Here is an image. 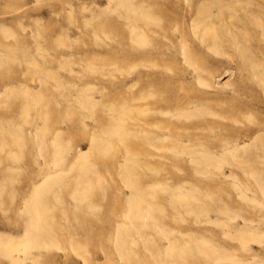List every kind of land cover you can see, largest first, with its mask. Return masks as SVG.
I'll list each match as a JSON object with an SVG mask.
<instances>
[{"label": "rangeland", "instance_id": "rangeland-1", "mask_svg": "<svg viewBox=\"0 0 264 264\" xmlns=\"http://www.w3.org/2000/svg\"><path fill=\"white\" fill-rule=\"evenodd\" d=\"M127 1H132L139 6L142 4L146 10L153 11L155 13L153 22H156L151 23L152 27L165 28L176 47H172L170 38H163V42L167 43L156 47L152 46V44L134 47L131 46V42L128 39L121 43L117 32L112 31L113 28L105 25L109 18L117 19V21L124 24L131 19L124 9H114L116 0H0L1 40L15 42L14 40L16 39L25 38L27 42L25 44L26 50L30 52L28 55L18 52L17 55L13 54L12 56L11 53L14 52L12 51L11 53L6 52V56L5 51L0 50V70L4 71L3 74H0V93L2 91L0 97L11 101L19 98L16 93L25 88L26 85V88L34 87L36 91L46 87L40 98H36L37 94L35 99L30 98L28 100L29 102H34L33 104L37 100L36 104H32L33 107L28 112V117H32L35 120L34 123L24 122L17 116L20 107L18 105L12 106L7 102L6 104H1L3 107H0V117L15 116L16 120L22 121L23 123L19 124L18 127L27 133L28 139L32 138L31 135H28V129L34 131L37 128L35 131H47L45 139H48L47 141L51 143L56 138V135L52 134V132L58 129L57 131L61 132V142L59 143L65 153L64 160L67 162L66 170L68 169L65 180L68 183L64 187L65 190H39L44 195L46 192L49 194L44 199V202L45 200L47 202L44 203V206L40 204L39 208V212L45 216L40 220V223L45 226L47 234L44 239H40L41 246L37 247L34 245L35 232L29 233L25 231L27 225L32 223V220L28 218L31 210L23 209L20 206L31 201L30 196L34 190H31L29 181L36 172L40 173L39 167L45 168L47 167L46 164L49 165L51 151L53 148L55 149L53 146H56L55 142L52 146L48 145L46 147L49 152L43 157H28V160L24 161L17 159V156L13 158L6 156V160L5 156L0 155V264H20L17 262L19 258L22 259L23 263L21 264H163L169 259L173 261L172 264H237L234 261L209 260L197 250L198 247L202 246L203 248H216L215 250L224 254H233L236 261L249 262V264H264V242L261 241L262 243H260V241L252 240L247 245L248 249H244V246H242L244 243L238 236L241 232L252 231L255 234L257 233L256 235L264 237V190L261 191L260 188L255 187L253 178L242 171L240 166L232 161H225L221 166L222 171L218 174L220 175L219 177L227 183L230 180L241 182L243 185L242 193L239 194V191L234 190L230 185L226 190L221 191L219 190L221 187L218 186L222 185L211 183H207L204 186V190H191L190 192L187 189L195 182L200 181V179L207 181V174H195L192 165L189 163L191 156L189 157L188 154H184L179 159L173 156L177 150V144L180 146L181 143L182 147H187L188 150L191 149V152L209 150L219 158L222 157V151L225 152L227 148H232L233 145H239L238 148L240 147L239 150L242 154L241 158L245 162L244 165L259 170L257 173L264 177V170H262L264 169V145H262L264 144V90L262 89L264 88V33L260 36L261 32H264L262 30L264 28V0ZM119 10H122L124 15H121ZM7 18L9 19L8 21ZM195 18H199L201 22L203 21L198 28L195 24L200 20L196 21ZM258 19L259 22H257ZM138 25L140 28L145 29V34L148 36H155L153 28L148 29L145 22H138ZM188 26L190 27L188 28ZM25 27L27 28L25 29ZM10 28H13L12 30L14 31ZM212 31L216 33L215 39L210 35ZM27 32L30 34L27 35ZM6 34L7 36H5ZM181 45L185 47L187 57L181 55ZM147 46L148 49H146ZM215 50L218 52H215ZM51 53L56 58L43 63L40 66L41 69L22 64L23 56L28 58L35 56L38 60V56L41 54L51 57ZM217 53L218 55H216ZM12 60L13 62L10 63ZM85 60L97 61L92 67L96 69H94L95 72L85 74ZM145 61H148L147 65L143 64ZM172 61L175 62L174 74L164 65ZM63 62H69V64L65 65ZM139 63L141 64L132 67V65ZM208 71L212 73L211 77H209ZM50 72L57 74L56 80L44 83L42 80L46 78L44 77L45 73ZM6 73L10 75H6ZM61 80L62 82H60ZM146 80L158 84L159 88L156 85L157 87L154 88V91H150L151 95L149 98L140 100L134 98V101L133 96L142 92L147 84ZM132 81L135 82L132 83ZM168 82L172 83V89L177 90L182 97L187 91L194 93L189 104H183L185 106L178 107L175 109L176 111L170 108V111L180 112L183 110L182 112H190L194 109L206 110L209 108V112L213 114H207L208 118L217 122V125L212 126L211 129L200 126L193 120L188 121L187 123L189 124H182L177 121L175 115L171 116L163 112L160 115V112H156L159 109L152 107V112L154 111L157 114L152 115L151 124L146 127L152 131L160 132V137L157 140L155 139V144L150 147L152 152H154L149 161L153 170L147 172L146 184L151 186L169 182L173 188H185L187 193H185V190H148L150 191L148 193H144V190H138L139 193H135L136 190L128 189L129 187L124 185L118 173L122 164L119 161L123 162L125 159V157L123 159V156L126 155L124 151L118 154L119 161L113 165L109 164L101 170V174L104 175L102 180L105 177L103 181L106 184L105 190H99L98 184L94 185V190H76L73 183L76 178L73 173L75 169L69 170L68 167L74 164V161L76 163L79 156L89 157L94 163L100 161H98L100 157L97 155V147L93 144V137L101 131L98 129L101 122L96 115H92L88 111V108L79 107L82 112H88L89 116L84 113L82 120L86 125L89 124V127L87 126L86 130L83 124L75 128L68 115L63 113L59 116V114L57 118L46 113L47 109L44 108L43 103H54L56 99H61L63 95L57 91V88L66 84L70 87H75L76 90L74 87L72 89L74 96L71 101L77 104L79 99L76 97L79 95L85 98L91 97L90 99L98 102V104L116 102L119 106L123 105V103H128L126 105L129 106L132 101L142 104L148 100L154 101L159 97L163 98V96L172 95L171 88H165V84ZM11 83H13V86ZM19 102H21L20 98ZM39 105L42 107L40 108ZM161 109L165 111L166 106L162 105ZM232 115L238 116L239 121L233 122ZM157 116L162 118V120H166V123H172L171 125L173 126L167 123V127L161 128L160 124L156 123ZM133 121V118L128 115L122 120V124L126 126L127 131H130V125ZM139 121L143 122V119ZM60 128H63L64 131ZM188 130L191 133L187 132ZM192 133L207 134L209 137L202 136L204 138L200 142L204 145L201 146L200 142H196L197 140ZM8 141H10L9 144L4 145V147H13L17 151L15 152L16 155L21 157L27 147L22 148L19 145H13L12 139H8ZM1 144H4L2 139L0 140ZM78 152L79 154H77ZM112 159L115 160V158ZM140 161L144 162V159ZM18 164H21V167ZM157 167L159 169L162 168V170L156 169ZM40 174H44V171ZM176 192L191 196L192 201H188L189 204L186 205L176 204L169 197L175 195ZM250 192L253 193H251L252 196ZM136 194L140 197L139 201L137 203L132 202L133 205L129 206L130 202L128 199L131 201ZM207 194L212 196V199ZM196 195L200 196V203L199 201L195 202L193 196ZM151 196H154V198H151ZM143 197L146 198V201ZM261 198L262 200H260ZM151 199L150 209L153 218L148 220L149 226L141 227V219L136 217L126 218L124 216L126 213H130L133 216L138 214L139 211L145 210ZM40 202L43 203V201ZM201 203L202 205H200ZM174 205L175 207H173ZM182 205L183 207H181ZM189 210L192 212H189ZM79 214H87L91 217V221L85 222V224L82 219L75 217L81 216ZM207 215L209 216L207 217ZM228 217H231V219ZM102 231L105 236H108L107 241L110 242L113 250L109 254H105L100 248L104 236ZM203 240L204 242H202ZM114 244L123 246V248L126 247L127 251L118 250ZM171 244L177 246V253L172 258L168 254L169 245ZM6 245L9 247L8 250ZM2 246L4 247L3 249Z\"/></svg>", "mask_w": 264, "mask_h": 264}, {"label": "bare ground", "instance_id": "bare-ground-1", "mask_svg": "<svg viewBox=\"0 0 264 264\" xmlns=\"http://www.w3.org/2000/svg\"><path fill=\"white\" fill-rule=\"evenodd\" d=\"M13 1V0H12ZM16 1V0H15ZM193 1V0H192ZM201 1V0H200ZM199 1V3H200ZM115 2V1H114ZM181 2V1H180ZM239 2V1H238ZM255 3V2H254ZM191 4V3H190ZM186 5V4H185ZM207 5V4H206ZM215 5V4H214ZM236 6V4H235ZM165 7V6H164ZM185 7V6H184ZM121 9L122 10L124 9V11L130 15V20L128 23L124 24V23H120L119 21H117V19H108L107 23H105V25H107V27H111L113 28L112 31H115L117 32V34L119 35L120 39H121V43L125 42V40H130L131 42V46H134V47H140V46H143V45H147V44H152V46L156 47V46H163L164 44H166L167 42H163V38H170V35L168 34L167 31H165V28L161 27V28H153L152 27V24L151 23H155L153 22L154 21V14L153 11H150V10H146L143 5L141 4V6L137 5L136 3L132 2V1H127V0H116V6L114 9ZM151 8V7H150ZM149 8V9H150ZM197 8V7H196ZM251 8V7H250ZM175 9V8H174ZM214 9V8H213ZM217 9V8H216ZM84 10V8H83ZM113 10V9H111ZM122 10H119L120 14L121 15H124L123 11ZM17 11V10H16ZM71 11V10H70ZM197 11V9H196ZM218 11V10H216ZM116 12V11H115ZM114 12V13H115ZM198 12V11H197ZM196 12V13H197ZM207 12V11H206ZM215 12V11H214ZM98 13V12H97ZM184 13V12H183ZM202 13V12H201ZM200 15H204V13H202ZM9 14V13H8ZM82 14V13H81ZM109 14V12H108ZM198 14V13H197ZM241 14V13H240ZM252 14V13H251ZM100 15V14H99ZM110 15V14H109ZM213 15V14H212ZM220 15V14H219ZM225 15V14H224ZM242 15V14H241ZM92 16V15H90ZM113 16V15H112ZM194 16V15H193ZM199 16V15H198ZM197 16V17H198ZM218 16V15H217ZM15 17V16H14ZM89 17V16H88ZM93 17V16H92ZM202 17V16H201ZM224 17V16H223ZM244 17V16H243ZM246 17V16H245ZM253 17V16H252ZM258 17V16H257ZM11 19H13L12 17H9ZM18 18V17H17ZM21 18V17H19ZM90 18V17H89ZM127 18V17H126ZM192 18V17H191ZM207 18V17H206ZM248 18V17H247ZM251 18V17H250ZM196 19V18H195ZM9 19L7 18V21ZM14 20V19H13ZM87 20V19H86ZM91 20V19H90ZM190 20V19H189ZM197 20H200L199 18L196 19ZM203 20V19H202ZM214 20V19H213ZM248 20V19H247ZM5 21V20H4ZM19 21H22V20H19ZM192 21V19H191ZM190 21V22H191ZM220 21V20H218ZM223 21V20H221ZM23 22V21H22ZM21 22V23H22ZM88 22V21H87ZM138 22H145V25L147 26V28L149 29H152L153 28V31H154V35L155 36H148L147 34H145V29L144 28H140L139 25H138ZM187 22V21H186ZM203 22V21H202ZM201 20L198 21L195 26L200 27L202 23ZM259 22V19L258 21ZM261 22V20H260ZM263 22V21H262ZM72 23V22H71ZM158 23V22H157ZM161 23V22H160ZM192 23V22H191ZM195 23V22H194ZM220 23V22H218ZM227 23V21H226ZM250 23V22H249ZM19 24V23H18ZM73 24V23H72ZM159 24V23H158ZM157 24V25H158ZM163 24V23H162ZM188 24V23H187ZM258 24V23H257ZM261 24V23H259ZM9 25V24H8ZM22 25V24H21ZM208 25V24H207ZM219 25V24H218ZM228 25V24H227ZM263 25V24H262ZM2 26V25H1ZM159 26V25H158ZM209 26V25H208ZM215 26V25H214ZM212 26V27H214ZM234 26V25H233ZM5 27V26H4ZM11 27V26H10ZM23 27V26H22ZM190 26H188L189 28ZM206 27V26H205ZM263 27V26H262ZM261 27V28H262ZM1 28V27H0ZM6 28V27H5ZM14 28V27H13ZM12 28V29H13ZM27 27H25L26 29ZM43 28V27H42ZM91 28V27H90ZM195 28V29H197ZM202 28V27H201ZM207 28V27H206ZM211 28V27H210ZM215 28V27H214ZM219 28V27H218ZM224 28V27H223ZM11 29V28H10ZM9 29V30H10ZM11 29V30H12ZM21 29V27H20ZM37 29V28H36ZM80 29V28H79ZM93 29V28H92ZM200 29V28H199ZM198 29V30H199ZM212 29V28H211ZM210 29V31H211ZM216 29V28H215ZM44 30V29H43ZM172 30V28H171ZM229 30V29H228ZM237 30V29H236ZM261 30V29H260ZM264 30V28L262 29ZM261 30V31H262ZM14 31V30H12ZM11 31V32H12ZM28 31V30H26ZM96 31V30H95ZM209 31V32H210ZM216 31V30H214ZM214 31H212L210 34L214 39L216 38V33H214ZM220 31V30H219ZM6 33V31H4ZM24 32V30H23ZM151 32V31H150ZM198 32V31H197ZM208 32V33H209ZM242 32V31H241ZM244 32V30H243ZM247 33H249L248 31H246ZM253 32V31H252ZM9 33V32H7ZM102 33V32H101ZM204 34V32H202ZM207 33V34H208ZM229 33V31H228ZM262 33L264 32H261V35L262 36ZM14 34V32H13ZM30 34V33H29ZM28 32H27V35H29ZM32 34V33H31ZM61 34V33H60ZM59 34V35H60ZM153 34V33H152ZM192 34V33H191ZM4 35V34H3ZM16 35V33H15ZM14 35V36H15ZM40 35V34H38ZM62 35V34H61ZM98 35V34H97ZM106 35V34H105ZM194 35V34H193ZM244 35V34H243ZM247 35V34H246ZM7 36V34L5 35ZM12 36V37H14ZM56 36V35H55ZM175 36V35H174ZM181 36V35H180ZM204 36H207L206 34H204ZM223 36V35H222ZM228 36V35H227ZM226 36V37H227ZM45 37V36H44ZM62 37V36H61ZM94 37V36H93ZM105 37V36H104ZM231 37V36H230ZM234 37V36H233ZM238 37V36H237ZM9 38V37H8ZM34 38V37H33ZM57 38V37H56ZM55 38V39H56ZM98 38V37H96ZM208 38V36H207ZM211 38V37H210ZM244 38V37H242ZM248 38V37H247ZM252 38V36H251ZM250 38V39H251ZM7 39V38H6ZM61 39V38H60ZM59 39V40H60ZM99 39V38H98ZM101 39V38H100ZM106 39V38H105ZM213 39V40H214ZM239 39V38H238ZM264 39V38H263ZM35 40V39H33ZM39 40V39H38ZM75 40V39H74ZM170 42H172V47L175 48L176 45L174 44L173 40L170 38ZM203 40V39H201ZM218 40V39H217ZM226 40V39H225ZM249 40V39H248ZM15 42H7V41H4V40H1V37H0V50L1 51H5V53H11L12 51H14L12 54H18V52H21L23 55H28L30 52L26 50V40L25 38H21V39H16L14 40ZM37 41V40H36ZM64 41V40H63ZM62 41V42H63ZM204 41V40H203ZM232 41H233V38H232ZM242 41V40H241ZM255 41V40H254ZM34 42V41H33ZM61 42V43H62ZM97 42V41H96ZM103 42V41H102ZM105 42V41H104ZM111 42V41H110ZM198 42V40H197ZM221 42V41H220ZM40 45H41V42L39 41ZM38 43V44H39ZM43 43V42H42ZM65 43V42H64ZM74 43V42H73ZM77 43V42H76ZM81 43V42H80ZM232 43V42H231ZM241 43V42H240ZM238 43V44H240ZM37 44V43H36ZM66 44V43H65ZM79 44V42H78ZM226 44V42H225ZM247 44V43H246ZM73 45V44H72ZM108 45V44H107ZM180 45V44H179ZM202 45V43H201ZM253 45V44H252ZM36 46V45H35ZM65 46V45H64ZM75 46V45H74ZM203 46V45H202ZM254 46V45H253ZM37 47V46H36ZM40 47V46H39ZM63 47V46H62ZM68 47V46H67ZM213 47V45H212ZM217 47V46H216ZM234 47V46H233ZM256 47V46H255ZM128 48V47H127ZM179 48V47H178ZM202 48V47H200ZM215 48V47H214ZM247 48V47H246ZM148 49V46L147 48ZM150 49V48H149ZM162 49V48H161ZM212 49V48H211ZM243 49V48H242ZM39 50V49H38ZM154 50V49H153ZM209 50V48H208ZM238 50V49H237ZM257 50V49H256ZM0 51V52H1ZM248 51V50H247ZM36 52V51H35ZM215 52H218L215 50ZM244 52V51H242ZM7 53H6V56H7ZM34 53V52H33ZM39 53V52H38ZM177 53V52H176ZM180 53L182 56L184 57H187V54H186V51H185V47L183 45L180 46ZM225 53V52H224ZM260 53V52H259ZM258 53V54H259ZM55 54V53H54ZM158 54V53H156ZM162 54V52H161ZM189 54V53H188ZM226 54V53H225ZM1 55V54H0ZM4 55V54H3ZM20 55V54H19ZM50 55V54H49ZM171 55V54H170ZM218 55V53L216 54ZM5 56V55H4ZM11 56V58H12ZM172 56H173V53H172ZM181 56V57H182ZM246 56V55H245ZM38 60L36 59V57H32V58H28V57H24L23 56V63L24 65L26 66H32L33 68L34 67H39L43 65V63H45L46 61L48 62L50 59L52 58H56L54 55H52L51 53V57L50 56H46V55H43L41 54L40 56H38ZM62 57V56H61ZM72 57V56H71ZM166 57V56H165ZM221 57V56H220ZM257 57V56H256ZM179 58V57H178ZM230 58V57H229ZM9 59V57H8ZM15 59H16V56H15ZM13 59V60H15ZM60 59V57H59ZM59 59H57L59 61ZM185 59V58H184ZM243 59V58H242ZM5 60V59H3ZM2 60V61H3ZM10 61L11 62H13ZM18 60V59H17ZM67 60V59H66ZM72 60V59H71ZM69 60V61H71ZM183 60V59H182ZM188 60V59H187ZM249 60V59H248ZM1 61V59H0ZM65 61V60H64ZM68 61V60H67ZM184 61V60H183ZM17 62V61H16ZM95 60H90V61H87L85 60V63H84V67H85V74L86 73H92V72H95V70L92 68L95 64ZM100 62V61H99ZM182 62V61H181ZM21 63V62H20ZM71 63V62H70ZM148 61L146 62H143L144 65H147ZM184 63V62H183ZM251 63V62H250ZM3 64V63H2ZM19 64V63H18ZM63 64L65 65H68L69 62H63ZM104 64V63H103ZM141 63L139 64H135V65H132V67L136 66V65H140ZM154 64H157V63H154ZM191 64V63H190ZM252 64V63H251ZM250 64V65H251ZM5 65V63H4ZM82 65V64H81ZM128 65V64H127ZM165 66H167L169 68V70L174 74L175 73V62L172 61L170 63H165L164 64ZM154 66V65H153ZM258 66V65H257ZM10 67V66H9ZM21 67V66H20ZM59 67V66H58ZM117 67V66H116ZM194 67V66H193ZM1 68V67H0ZM48 68V67H47ZM62 68V67H61ZM28 69V68H26ZM41 69V68H40ZM118 69V68H117ZM190 69V68H189ZM252 69V68H251ZM256 69V68H255ZM168 70V71H169ZM196 70V69H195ZM231 70V69H230ZM262 70V69H261ZM37 72H40L39 70H36ZM120 71V70H119ZM4 71H1L0 70V74H3ZM24 73V71H22ZM34 72V71H33ZM32 72V73H33ZM49 72V71H48ZM194 72V71H193ZM250 72V71H249ZM263 72V70H262ZM72 73V72H71ZM78 73V72H77ZM102 73V72H101ZM264 73V72H263ZM5 74V73H4ZM46 75H44V77L46 78H43L42 81L45 82H51V80H56V73L55 72H50V73H45ZM194 74V73H193ZM261 74V72H260ZM6 75H10L8 73H6ZM79 75V74H78ZM84 75V74H83ZM148 75V74H147ZM190 75V74H189ZM188 75V76H189ZM207 75V73H206ZM208 75L209 77H211L212 73H210V71H208ZM199 76V75H198ZM197 76V77H198ZM204 76V75H203ZM23 77V76H22ZM137 77V76H136ZM190 77V76H189ZM217 77V76H216ZM215 77V78H216ZM262 77V75H261ZM48 78V79H47ZM187 78V77H186ZM194 78V77H193ZM218 78V77H217ZM60 79V78H58ZM133 79V78H131ZM181 79V78H180ZM197 79V78H196ZM257 79V78H256ZM198 80V79H197ZM219 80V79H218ZM255 80V79H254ZM261 80V79H260ZM264 80V79H263ZM58 81V80H57ZM187 81V80H186ZM221 81V80H220ZM40 82V81H39ZM62 82V80L60 81ZM135 82V81H132V83ZM196 82V81H195ZM194 82V83H195ZM259 82V81H258ZM15 84V82H13ZM13 83L12 86H13ZM41 83V82H40ZM146 85L144 87V89L142 90V92H140V94H137V95H134L133 96V99L136 98V99H146V98H149L151 93L150 91H154V88L158 86L159 88V85L158 84H154L152 82H150L149 80H146ZM193 83V84H194ZM261 83V82H260ZM48 84V83H47ZM51 84V83H50ZM57 84V83H56ZM196 84V83H195ZM214 85V83H212ZM217 84V83H216ZM223 84V83H222ZM10 85V83H9ZM61 85V83H60ZM72 85V84H71ZM76 85V84H75ZM92 85V84H91ZM130 85V84H129ZM132 85V84H131ZM157 85V86H156ZM199 85V83H198ZM220 85V84H218ZM217 85V87H218ZM261 85H263V83H261ZM57 86V85H56ZM202 86V85H200ZM199 86V87H200ZM205 86V85H204ZM210 86V85H209ZM260 86V85H259ZM6 87V86H5ZM17 87V85H16ZM15 87V88H16ZM27 87V85H26ZM23 88L21 89L20 91H18V93H16L21 102H19V98H16V99H13V100H5V99H2L0 97V107L2 108L3 106H1V104L5 103H10V105L12 106H19L20 109H19V112H17V116H19L24 122L26 123H34L35 120L31 118H29L28 116V112L30 111V109L33 107V105L36 104H33L34 102H29L28 100L30 98H40L42 95H43V91L46 89L45 88H41L40 90H35L34 87H29V88ZM38 87V86H37ZM48 87V86H47ZM74 87V86H73ZM73 87H70L66 84H63V86H59L57 88V91L62 93V97L61 99H56L54 103H43V106L45 109H47V112L46 113H49V115L51 116H56L57 118L59 116H61L63 113L68 115V118L72 121V124H73V127L77 128L79 126H82L84 124V128H86L87 130V126L89 124L86 125V123L84 122L83 123V120H82V116L84 113L86 112H82L81 109H79V107H84V108H88V111L92 113V115H96L97 118H99L100 120V127L98 129H100L101 131L98 133V135H95L93 137V144H95V146L97 147V155H99V159L97 163H94L89 157H80L76 158V163L74 161V164L70 165L68 168L69 170H73V173L76 175H74L76 178H75V182L74 185H75V189L76 190H94V185L95 184H98L99 185V190H105V187H106V184L105 182H103L105 180V177H104V180L103 179V176L101 174V170L104 168V167H107L109 164H115V162L119 161L120 158L118 156V154H120V152L124 151L125 152V156H123V159L124 161L123 162H120L119 163H122L120 166H121V169H119L118 173L120 174V177L122 178V181L124 182V185L129 187L128 189L130 190H136L135 193H139L138 190H141L143 191L144 193H148L150 191L148 190H185V188H182V187H176V188H173L171 183H165V184H156V185H147L146 184V174L149 170H153L152 167L150 166V163L149 161L151 160L150 157L152 156V154L154 152H152V150L150 149L151 145L155 144V139L157 140L158 137H160L159 133L160 132H156V131H152L150 128H147L146 126L147 125H150L151 124V117L152 115H156L157 113L156 112H160V115H161V112L163 113H167V114H170L171 116L175 115V117H177V121L179 123H182V124H189L187 123L188 121H195L196 124L200 125V126H204L206 128H209L211 129L212 126L214 125H217V122L215 120H210L207 116V114H213L212 112H209V108L206 109V110H203V109H200L198 107V105H196L199 109H194L193 111H190V112H173V111H176L175 109H177L178 107H181V106H185L183 104H189L191 102V98L192 96L194 95V93L192 91H187V93L182 97L178 92L177 90H173L172 87V83L171 82H168L165 84V88H171V91L173 92L172 95L170 96H163V98H157L155 99L154 101H145L143 102L142 104H139V103H135V99L134 101L131 102V104L128 106L126 104L123 103V105H118L116 102H112V103H109V104H98V102H95L94 100H91L89 97L88 98H85L83 97L82 95H79L78 98L79 101H78V104L77 103H74L72 102L71 100L73 99L72 97L74 96V92L72 93V89ZM91 87V86H90ZM203 87V86H202ZM208 87V86H207ZM264 87V85H263ZM130 88V87H129ZM132 88V87H131ZM201 88V87H200ZM75 89V87H74ZM134 89V88H133ZM205 89V88H203ZM264 90V88H262ZM56 90V89H55ZM76 90V89H75ZM85 90V89H84ZM179 90V89H178ZM4 91V90H3ZM89 92V91H88ZM2 93V91H1ZM0 93V94H1ZM11 93V92H10ZM15 93V92H14ZM13 93V94H14ZM80 93V92H79ZM133 93V92H132ZM210 93V92H209ZM218 93V92H217ZM12 94V95H13ZM15 94V95H16ZM82 94V93H81ZM162 94V93H161ZM3 95V94H2ZM154 95V94H153ZM76 96V94H75ZM152 97V96H151ZM156 97V96H155ZM7 98V97H6ZM95 98V97H93ZM154 98V97H153ZM45 99V98H44ZM42 99V100H44ZM90 99V100H89ZM124 99V98H123ZM132 99V98H131ZM127 100V99H126ZM125 100V102H126ZM27 101V102H26ZM32 101V100H31ZM128 102V101H127ZM134 102V103H133ZM194 102V101H193ZM197 102V101H196ZM33 104V105H32ZM76 104V105H75ZM117 104V105H115ZM146 104V105H145ZM196 104V103H195ZM162 105L166 106V110L168 109V111H164V109H161L162 108ZM193 105V104H192ZM8 106V105H7ZM209 106V105H207ZM40 107V105H39ZM42 107V106H41ZM40 107V108H41ZM152 107H155L159 110H157L156 112H152ZM11 108V107H10ZM39 108V109H40ZM170 108L174 109L173 111H170ZM190 108V107H189ZM191 109V108H190ZM189 109V110H190ZM87 110V109H86ZM46 111V110H45ZM40 112V111H39ZM154 114H152V113ZM209 112V113H207ZM45 114V112H43ZM88 113V112H87ZM86 113V114H87ZM89 113V114H91ZM25 114V116H24ZM34 114V113H32ZM60 114V115H59ZM38 115H40L38 113ZM59 115V116H58ZM91 115V116H92ZM117 115V116H116ZM128 115L130 118H133V122L131 123L130 125V131H127L126 130V126H124L122 124V120L124 119V117ZM33 116V115H32ZM43 116V115H42ZM87 116H89L87 114ZM18 117V118H19ZM34 117V116H33ZM95 117V116H94ZM232 121L233 122H238L239 121V118L238 116H235V115H232ZM39 118V117H38ZM170 118V117H169ZM251 118V117H250ZM46 119V118H44ZM91 119V118H90ZM94 119V118H93ZM140 119H143V122H140L139 120ZM156 123L160 124V127L161 128H165V126L167 127V125H171L172 123H166V120H162V118H156ZM172 119V118H171ZM92 120V119H91ZM136 120V121H135ZM187 120V121H186ZM37 121V120H36ZM39 121H40V118H39ZM96 121V120H95ZM131 121V120H130ZM186 121V122H184ZM129 122V121H128ZM160 122V123H159ZM175 122V121H174ZM23 123L22 121L20 120H16L15 119V116H1L0 117V128H1V134H0V140L2 139V142H4V144H1L0 145V155L2 156H8V157H16L17 159L19 160H28V157H38V156H45L49 151L46 150V147H48V145L52 146L53 143L55 142V145L56 146H53L55 147V149L53 147V150L51 151V160H50V163L49 165L46 164L47 167H39L38 169H40V173H42L44 171V174H40L38 172L35 173V175L33 177H31L30 181H29V185L31 186V190H34V192L31 194L30 196V202L28 203H25L23 204V206L21 205L20 207H22L23 209H29L31 210V213H29V216L28 218L32 220V223L28 224L27 225V228L25 231H28L29 233H33L35 232V236H36V239L34 241V245L39 247L41 246V241L40 239H44L46 234H47V230L45 228V226L43 224L40 223V220H42L45 216L43 214H41L39 212V208H40V204L41 206H44V203L47 202L45 200L44 202V199H46V195H48L49 193L46 192V194L44 195L43 192L39 191V190H65V185H67V183L65 182L66 180V177H67V174H66V171H68V169L66 170V163L65 162V153L62 149V145L59 143L61 142L60 141V138H61V132L60 131H57L58 129H56V131H53L52 134H55L56 135V138L55 140L51 141V143H49L47 140L48 139H45V136L47 134V131H41L39 132L38 131H33V130H29L28 129V135H31L32 138L28 139L27 138V133L24 132L22 129H19L18 125ZM47 123V122H46ZM49 123V122H48ZM97 124V123H96ZM26 125V124H25ZM29 125V124H28ZM34 125V124H33ZM37 125V124H35ZM39 126V124H38ZM173 126V125H171ZM60 127V126H59ZM89 127V126H88ZM159 127V126H158ZM35 128V127H34ZM157 128V127H156ZM45 129V128H44ZM61 130H63V128H60ZM160 129V128H159ZM162 130V129H161ZM64 131V130H63ZM93 131V130H91ZM98 131V130H97ZM158 131V130H157ZM96 132V131H95ZM164 132V131H163ZM169 132V131H168ZM187 132L191 133L190 130H188ZM209 133H211L209 131ZM187 134V133H186ZM194 136H195V139L197 140L196 142H200V140L204 137L202 136H207L209 137V135L207 134H201V133H192ZM162 137V136H161ZM164 137H166L164 135ZM163 137V138H164ZM179 137V136H178ZM192 137V136H191ZM217 137V136H216ZM226 138V137H225ZM8 139H12V141L14 142V144L16 145H19L21 146L22 148H25V146L27 147V149L25 150L24 153L21 154V157L16 155L15 152V149L13 147H4V145H8L10 141H8ZM92 139V138H91ZM166 139V138H165ZM254 139V138H252ZM15 140V141H14ZM92 140V141H93ZM162 140V138H161ZM178 140V139H177ZM228 140V139H227ZM180 141V140H179ZM188 141V140H187ZM192 141V140H191ZM195 141V140H194ZM160 142V141H159ZM176 142V141H175ZM238 142V141H237ZM250 142V141H249ZM255 142V141H254ZM262 142V141H260ZM179 143V142H177ZM206 143V142H205ZM231 144V143H230ZM41 145V146H40ZM163 145V144H162ZM176 145V144H175ZM182 145V143H181ZM179 146V144H177V150L174 152L175 154H173L174 158L176 159H179L181 158L184 154H188L189 157L191 156L190 158V164L192 165V169L193 171L195 172V174H207L206 175V178L208 177L207 181H203L200 179V181L198 182H195L194 184H192V186L190 188H188L187 190H189L191 192V190H204V186H206L207 183H211V184H214V185H222V186H218V187H221L219 190H226L227 187H232L234 190H238L239 191V194L242 193L241 191L243 190V185L241 184V182L239 183L238 181L236 180H230L229 183H227L225 180L221 179V177H219L220 175V172L222 171V164L223 162L225 161H232L234 164H237L238 166H240V168L242 169V171H244L246 174H248L251 178H253L254 180V186L255 187H258L262 190H264V177H262V175L258 174L257 172L259 170H255L251 167H246L244 165V160L241 158V152H240V147L238 148L237 145H233L232 148H227L223 152L222 154V157L219 158V157H216L215 154L211 153V151L209 150H203V151H200V152H191V149L188 150L187 147H182V146ZM200 145L203 146L204 144L202 142H200ZM243 145V144H242ZM245 145V144H244ZM246 145H247V142H246ZM264 145V144H262ZM65 146V145H64ZM158 146V145H157ZM223 146V145H222ZM92 147V146H91ZM250 147V146H249ZM254 147V146H253ZM78 148V147H77ZM93 148V147H92ZM159 148V147H158ZM193 148V147H192ZM223 148V147H222ZM79 149V148H78ZM162 149V147H161ZM21 150V149H20ZM170 150V149H169ZM221 150V149H220ZM73 151V150H72ZM243 151V150H242ZM247 151V150H245ZM21 153V151H20ZM68 153V152H67ZM167 153V152H166ZM224 153H227V154H224ZM70 154V153H69ZM79 154V152L77 153ZM219 154V153H218ZM72 155V154H70ZM96 155V154H95ZM122 155V154H121ZM124 155V154H123ZM76 156V154H75ZM186 156V155H185ZM187 157V156H186ZM230 157V159H229ZM67 158V157H66ZM98 158V157H97ZM109 158V159H107ZM111 158H115V160H111ZM141 159H144V162L140 161ZM6 160H7V157H6ZM36 160V159H35ZM42 160V158H41ZM94 160V159H93ZM39 161V160H38ZM37 161L38 164H40L39 162ZM23 162V161H22ZM42 163V161H40ZM20 163V162H19ZM118 163V164H119ZM22 164V163H21ZM21 164H18L19 167H21ZM36 164V163H35ZM153 165V164H152ZM10 166V165H9ZM15 166V165H14ZM41 166V165H40ZM150 166V167H149ZM229 166V165H228ZM11 167V166H10ZM13 168V167H12ZM177 168V167H176ZM156 169L158 170H162V168L159 169V167H157ZM16 170V169H15ZM22 170V169H21ZM25 170V169H24ZM43 170V171H42ZM264 170V169H262ZM17 171V170H16ZM4 172V171H3ZM33 173V172H32ZM68 173V172H67ZM118 174V175H119ZM156 174V173H155ZM69 175V174H68ZM117 175V176H118ZM204 175V177H205ZM234 175V174H233ZM30 176V175H29ZM153 176V175H152ZM223 176V175H222ZM226 176V175H225ZM71 177V176H70ZM119 177V176H118ZM227 178V176H226ZM225 178V179H226ZM72 179V178H71ZM230 179V178H229ZM7 180V179H5ZM121 180V179H120ZM8 181V180H7ZM121 181V182H122ZM248 181V180H247ZM71 182V181H70ZM252 182V181H251ZM251 184V183H250ZM249 184V185H250ZM246 185V183H245ZM248 185V186H249ZM12 186V185H11ZM110 186V185H109ZM124 186V187H125ZM213 186V185H212ZM252 186V185H251ZM123 187V188H124ZM110 188V187H109ZM126 188V187H125ZM9 190H12V189H9ZM74 190V189H73ZM117 190V189H116ZM207 190V189H206ZM246 190V189H245ZM254 190V189H253ZM260 191V192H261ZM218 192V191H217ZM247 192V191H246ZM264 192V191H263ZM53 193V192H52ZM105 193V192H104ZM185 193H187V191L185 190ZM198 193V192H197ZM204 193V192H203ZM248 193V192H247ZM252 192H250V195H251ZM161 194V193H160ZM224 194V193H223ZM253 194V193H252ZM130 195V194H129ZM128 195V197H129ZM153 195V194H152ZM171 195V193H170ZM193 195V194H192ZM246 195V194H245ZM256 195V194H255ZM45 196V197H43ZM55 196V194H54ZM205 196V195H204ZM207 196L212 199V196H209L207 194ZM252 196V195H251ZM259 196V195H257ZM262 196V195H261ZM264 196V195H263ZM262 196V197H263ZM132 197V196H131ZM162 197V196H161ZM173 202H175L176 204L178 203L179 204H189L188 201L191 200V196H186V195H183L181 194L180 192H176L175 195H171L169 196ZM194 197V200L195 202H198L199 199H200V196L199 195H196V196H193ZM207 197V199H208ZM219 197V196H218ZM142 198V197H141ZM144 200L146 201V198L143 197ZM151 198H154V196H151ZM163 198V197H162ZM203 198V197H202ZM206 198V197H205ZM223 198V197H222ZM42 199V200H41ZM140 197L137 196H134L132 197L131 201L130 199L129 200V206L130 205H133V203H137L139 201ZM193 199V198H192ZM214 199V198H213ZM230 199V198H229ZM142 200V199H141ZM162 200V199H161ZM193 200V201H194ZM220 200V199H219ZM243 200V199H242ZM251 200V199H250ZM262 200V198L260 199ZM40 201H43L40 202ZM151 200H149V203H148V206L145 210L143 211H139L138 214H135V215H131L130 213H126L124 214V216L126 218H133V217H136V218H139L142 220V224H140L141 227H145L148 225V220L153 218V215H152V212H151ZM192 201V200H191ZM169 202V201H168ZM153 203V202H152ZM155 203V201H154ZM193 203V202H192ZM200 203V201H199ZM205 203V202H203ZM211 203V202H210ZM214 203V202H213ZM228 203V202H227ZM263 203V202H262ZM172 204V203H171ZM245 204V203H244ZM257 204V203H256ZM144 205V204H143ZM173 205V204H172ZM195 205V204H194ZM202 205V203L200 204ZM251 205V204H250ZM141 206V205H140ZM155 206V205H154ZM159 206V205H158ZM249 206V205H248ZM259 206V205H258ZM18 207V208H20ZM132 207V206H131ZM137 207V206H135ZM134 207V208H135ZM175 207V205L173 206ZM177 207V206H176ZM183 207V205L181 206ZM231 207V206H230ZM17 208V209H18ZM139 208V207H138ZM160 208V207H159ZM211 208V207H210ZM228 208V207H227ZM255 208V207H254ZM161 209V208H160ZM206 209V208H204ZM262 209V208H261ZM141 210V209H140ZM154 210V209H153ZM158 210V209H157ZM199 210V209H198ZM191 210H189L190 212ZM201 211V210H200ZM209 211V210H208ZM219 211V210H218ZM155 212V211H154ZM192 212V211H191ZM196 212V211H195ZM206 212V211H205ZM180 213V212H178ZM187 213V211H186ZM211 213V212H210ZM198 214V213H197ZM222 214V213H221ZM224 214V213H223ZM81 215V214H79ZM188 215V214H187ZM205 215V213H204ZM218 215V214H217ZM216 215V216H217ZM225 215V214H224ZM23 216V215H22ZM75 216V215H74ZM155 216V215H154ZM200 216V215H199ZM209 215H207L208 217ZM212 216V215H210ZM223 216V215H222ZM227 216V215H226ZM225 216V217H226ZM230 216V215H229ZM239 216V215H238ZM76 218H80L82 219V221L85 223V222H90L91 221V217L88 216L87 214H82L81 216H75ZM74 217V219H75ZM204 217V216H203ZM221 217V216H220ZM214 218V217H213ZM224 218V216H223ZM231 219V217H228ZM251 219V218H250ZM219 220V219H218ZM228 220V219H227ZM225 220V221H227ZM230 221V220H229ZM232 222V221H231ZM86 224V223H85ZM88 224V223H87ZM245 224V223H244ZM247 224V222H246ZM73 226V225H72ZM149 226V225H148ZM242 226V225H241ZM244 227V226H243ZM242 227V228H243ZM125 229V228H123ZM130 229V228H129ZM135 229V228H134ZM141 229V228H140ZM240 229V228H239ZM253 229V228H252ZM76 230V228H75ZM137 230H139L137 228ZM136 230V231H137ZM241 230V229H240ZM256 230V229H255ZM231 231V230H230ZM236 232V231H234ZM233 232V233H234ZM103 235H104V232L102 231ZM232 233V234H233ZM238 233V232H237ZM263 233V232H262ZM231 234V235H232ZM257 234V233H256ZM254 232H241L239 233V237H240V240H242L244 244H242V246H244V249H248V244L253 240L255 241H260V243H262L261 241L264 242V237H262L261 235L258 236L256 235ZM234 237V236H233ZM108 240V236L104 235L103 236V240L101 242V245H100V248L104 251L105 254H109L110 252H112V248H111V244L110 242L107 241ZM207 241V240H206ZM210 241V240H209ZM204 242V240L202 241ZM236 242V241H235ZM209 243V242H208ZM206 244V242H205ZM212 244V243H210ZM240 244V243H239ZM115 245V244H114ZM208 245V244H206ZM13 246V245H12ZM116 248L119 250L121 249L122 251L125 250L127 251V248H123V246H118V245H115ZM202 246V244H201ZM7 247V245H6ZM5 247V248H6ZM207 247V246H206ZM1 248V247H0ZM4 247L2 246V249ZM13 248V247H12ZM9 249V247H7V250ZM216 249V248H215ZM211 247L209 248H203L202 247H198L197 250L202 253L206 258H208L209 260L210 259H214V260H218V261H222L223 260H226V261H234L236 262L237 264H249V262H240V261H236L234 260V255L233 254H224V253H221L217 250H215ZM222 249V248H221ZM6 250V251H7ZM101 250V251H102ZM117 250V251H118ZM133 250V249H132ZM3 251V250H2ZM11 251V250H10ZM13 251V250H12ZM134 251V250H133ZM177 246L171 244L169 245V251H168V254L170 256V258H172V256L177 253ZM244 251V250H243ZM131 252V251H130ZM138 252V250H137ZM8 253V252H7ZM27 253V252H26ZM12 254V253H10ZM18 258V257H16ZM14 258V259H16ZM253 258V257H252ZM25 259V257H24ZM240 259V258H239ZM250 259V258H249ZM20 264L23 263L22 262V259H17ZM251 261V259H250ZM172 260L169 259L168 261H166L165 263L166 264H172ZM163 263V264H165ZM218 264V263H217ZM233 264V263H232ZM235 264V263H234ZM252 264V263H251Z\"/></svg>", "mask_w": 264, "mask_h": 264}]
</instances>
